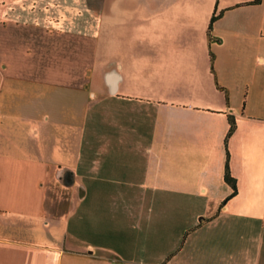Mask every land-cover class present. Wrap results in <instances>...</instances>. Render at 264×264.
<instances>
[{
	"label": "crops",
	"instance_id": "obj_1",
	"mask_svg": "<svg viewBox=\"0 0 264 264\" xmlns=\"http://www.w3.org/2000/svg\"><path fill=\"white\" fill-rule=\"evenodd\" d=\"M0 264H264V0H1Z\"/></svg>",
	"mask_w": 264,
	"mask_h": 264
},
{
	"label": "trees",
	"instance_id": "obj_2",
	"mask_svg": "<svg viewBox=\"0 0 264 264\" xmlns=\"http://www.w3.org/2000/svg\"><path fill=\"white\" fill-rule=\"evenodd\" d=\"M252 2H258L259 0H250ZM216 17V14H212L210 19H209V24H208V27L210 25V22ZM228 128H227V131L225 133V136H224V141L226 140L227 136L230 134V132L232 131L233 129V126H234V121H233V118L231 115H228ZM226 158L227 156L225 157V161H224V168H223V178L224 180L230 185L231 187V191L229 193V195H232L236 188H235V182H234V177L230 175L229 171H228V167H227V162H226Z\"/></svg>",
	"mask_w": 264,
	"mask_h": 264
},
{
	"label": "rangeland",
	"instance_id": "obj_3",
	"mask_svg": "<svg viewBox=\"0 0 264 264\" xmlns=\"http://www.w3.org/2000/svg\"><path fill=\"white\" fill-rule=\"evenodd\" d=\"M116 195H117V197L115 198V201H117L119 203H122V204H125V201H126L125 194H116ZM148 195L149 194H145L144 197L147 198ZM140 196H141L140 194H136L135 195V200L136 201L139 200ZM120 207L123 208V209H121V208L118 209V211H117L118 212V216L119 217H123L124 214H125V205L124 206L120 205ZM149 244H157V242H149ZM136 245H140L141 246V245H143V242L136 241ZM140 246H139V248H140ZM137 247L138 246L135 247V250H137Z\"/></svg>",
	"mask_w": 264,
	"mask_h": 264
}]
</instances>
